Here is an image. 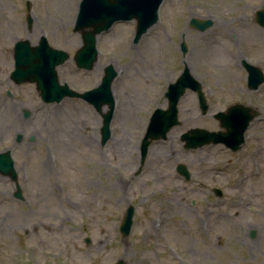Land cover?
I'll return each instance as SVG.
<instances>
[{
  "label": "rangeland",
  "instance_id": "rangeland-1",
  "mask_svg": "<svg viewBox=\"0 0 264 264\" xmlns=\"http://www.w3.org/2000/svg\"><path fill=\"white\" fill-rule=\"evenodd\" d=\"M26 1L0 0V152L10 150L22 195L0 174V264H264V81L247 87L242 64L264 76V26L255 19L264 0H163L158 21L137 42L134 19L102 31L98 64L89 70L72 59L81 44L71 30L80 0H30L29 10ZM191 17L212 24L200 31L188 25ZM41 35L70 55L55 67L60 84L82 91L100 82L106 65L117 71L105 143L107 104L98 111L77 96L44 102L34 83L9 78L14 42L34 44ZM184 67L209 107L202 114L187 89L179 122L151 141L140 164L151 112L166 107L164 91ZM235 102L259 112L238 150L184 147L183 132L221 129L213 114ZM178 163L189 179L176 172ZM129 204L135 212L123 237L118 228Z\"/></svg>",
  "mask_w": 264,
  "mask_h": 264
},
{
  "label": "water",
  "instance_id": "water-1",
  "mask_svg": "<svg viewBox=\"0 0 264 264\" xmlns=\"http://www.w3.org/2000/svg\"><path fill=\"white\" fill-rule=\"evenodd\" d=\"M162 0H81L76 16L73 31H80L83 44L74 53L73 59L78 67L91 68L96 60L95 36L99 32L108 29L113 22L118 20L136 19L134 42L142 33L157 20L158 7ZM256 20L264 26V8L256 11ZM30 22V18L28 19ZM212 24L210 18L198 19L192 17L189 25L198 30H204ZM184 52L186 45L180 44ZM14 67L10 72V78L15 83L34 82L41 99L45 102L59 101L64 96H77L91 103L97 110L103 104L108 109L102 113L101 142L104 143L109 135V122L113 111V98L111 93V81L115 71L111 65L104 68L105 74L100 84L92 89L76 92L71 90L65 83L58 82L56 65L63 63L68 58V53L63 49L51 47L44 37L39 42L31 45L27 39L17 40L13 46ZM248 71V87L255 89L264 79L260 70L252 65L246 64ZM186 88L197 92L198 104L202 113L208 109L200 84L189 73L187 67L179 74L177 79L169 83L165 92L167 107H157L151 114L146 132L140 143V164L144 161L149 144L153 139L165 138L168 130L176 125L178 120L177 103ZM27 114V112H25ZM258 114L254 108L240 103H234L227 107L226 111H218L214 114L219 120L223 130H208L201 127L189 128L181 135L185 141V147H199L207 143L221 142L232 150H237L244 141V131L251 119ZM18 134L16 139L19 140ZM32 138V137H31ZM176 171L185 179L190 177L185 164L178 163ZM0 173L16 179L13 160L8 149L0 152ZM217 195L221 194L220 189L215 188ZM20 197V192L15 193ZM134 206L128 205L123 213L119 231L123 237L129 234ZM253 231L251 232V235ZM114 264H125L122 259Z\"/></svg>",
  "mask_w": 264,
  "mask_h": 264
},
{
  "label": "bare ground",
  "instance_id": "bare-ground-1",
  "mask_svg": "<svg viewBox=\"0 0 264 264\" xmlns=\"http://www.w3.org/2000/svg\"><path fill=\"white\" fill-rule=\"evenodd\" d=\"M251 32H254V34H256V33H258L259 34V30L258 29H256V28H254V27H252L251 26ZM146 35V34H145ZM144 38H146V36H144ZM229 57H231V59H233V58H235L236 57V55H233V53L230 51L229 52ZM97 64H98V62H96ZM96 63H95V65H96ZM171 77H169V79H170ZM115 82V81H114ZM116 84L115 85H117L118 86V82H115ZM112 92L114 93V91H113V88H112ZM121 94H120V92L118 93V95H117V98H118V100L120 99L121 100V104L123 105V106H125L126 104H125V101L124 100H122L121 99ZM119 100V101H120ZM103 110V109H102ZM137 123H138V126H139V124L141 125V127H142V129L144 128V124L142 123V122H140V121H137ZM121 136H123V133H121L120 134Z\"/></svg>",
  "mask_w": 264,
  "mask_h": 264
},
{
  "label": "flooded vegetation",
  "instance_id": "flooded-vegetation-1",
  "mask_svg": "<svg viewBox=\"0 0 264 264\" xmlns=\"http://www.w3.org/2000/svg\"><path fill=\"white\" fill-rule=\"evenodd\" d=\"M248 127H249V125H248ZM248 127H247V128H248Z\"/></svg>",
  "mask_w": 264,
  "mask_h": 264
}]
</instances>
